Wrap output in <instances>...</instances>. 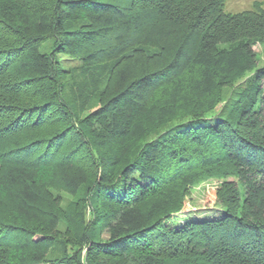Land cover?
<instances>
[{
	"label": "trees",
	"instance_id": "obj_1",
	"mask_svg": "<svg viewBox=\"0 0 264 264\" xmlns=\"http://www.w3.org/2000/svg\"><path fill=\"white\" fill-rule=\"evenodd\" d=\"M226 2L0 0V264H264V7Z\"/></svg>",
	"mask_w": 264,
	"mask_h": 264
},
{
	"label": "rangeland",
	"instance_id": "obj_2",
	"mask_svg": "<svg viewBox=\"0 0 264 264\" xmlns=\"http://www.w3.org/2000/svg\"><path fill=\"white\" fill-rule=\"evenodd\" d=\"M260 2L263 4L264 7V0H227L225 4V12L227 13H239L246 10L253 9V3ZM49 45V43L47 44ZM255 51L259 57V66L264 65V45L257 43L255 46ZM58 57L60 60H65L63 63V66H59L60 68V74H64L63 82L66 84L67 88L71 87V83L73 82V77L77 76L76 74H69V73H75V69L77 65L79 64L78 61L74 60L77 59L73 56H68L66 54H59ZM73 58V59H72ZM61 71L63 73H61ZM10 76V75H9ZM7 76V78L9 77ZM248 79V78H247ZM247 79H242L239 81L238 84L242 83L243 86L247 81ZM264 86V83H263ZM235 88V87H234ZM33 96H30L28 94H20V97L17 99L18 102H26L30 100V98ZM223 179H209L203 182H200V184L193 185L190 187V189L187 191V197H186V207L184 211L179 212V214L176 217V226H182L185 224L188 220H204V219H213L218 218L221 214V207L217 204V191L221 187L220 184H222ZM233 178L229 179V181H232ZM53 192L61 197V200L64 202L63 208L65 210L69 208L70 205L73 204V202L79 201L77 198H73L72 196L68 195L67 193L55 190L53 189ZM91 211L90 209H86V216L91 217ZM65 226H60L58 230V234H56V240H67L68 231L64 230ZM103 239L107 238V235L102 236ZM63 241V242H64ZM58 254V250H53L52 248L49 250V255L51 259L55 257V255ZM49 258V259H50Z\"/></svg>",
	"mask_w": 264,
	"mask_h": 264
}]
</instances>
